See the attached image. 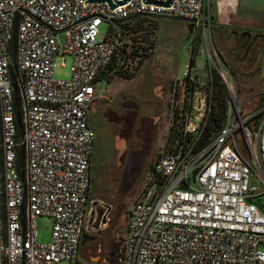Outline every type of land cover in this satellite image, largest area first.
Returning <instances> with one entry per match:
<instances>
[{
	"label": "built area",
	"instance_id": "2783aa9c",
	"mask_svg": "<svg viewBox=\"0 0 264 264\" xmlns=\"http://www.w3.org/2000/svg\"><path fill=\"white\" fill-rule=\"evenodd\" d=\"M146 14L188 19L206 59L189 61L170 84L168 129L177 136L128 210L119 264H264V101L246 114L254 96L237 101L228 64L207 43L210 0H0V264H96L81 257L80 239L94 142L88 112L114 50L99 27ZM65 54L70 75L57 79L55 58L63 66ZM214 75L227 107L203 140ZM40 216L51 220L48 243L36 241Z\"/></svg>",
	"mask_w": 264,
	"mask_h": 264
},
{
	"label": "rangeland",
	"instance_id": "374dc122",
	"mask_svg": "<svg viewBox=\"0 0 264 264\" xmlns=\"http://www.w3.org/2000/svg\"><path fill=\"white\" fill-rule=\"evenodd\" d=\"M255 6H263L264 0H248ZM211 3V0H210ZM212 6L210 4V14ZM212 16V14H211ZM148 19H129L119 21L117 25L116 39L122 58L118 60L112 71H107L104 79L96 82L98 98L91 104L88 114V125L94 132V142L91 159V184L90 197L104 198L113 204L114 210L110 218L115 220L117 213L120 215L118 226L121 228L119 236L110 241H103L99 252L94 258H85L89 261H99L100 264H119L122 250V237L125 232L126 218L132 203L142 196L143 190L150 184L151 165L136 166V172L126 174L128 149L126 158L123 159V150L126 148L122 139L127 138L130 123L122 128L121 137L116 132L115 125L106 121L103 112H112L117 107L118 99L125 93H136L134 103L139 108V113L148 114L153 119V140L158 150L165 141L168 129V108L170 84L174 79L182 76L184 67L188 64L192 46L197 51L195 62L200 67L204 66L206 59L205 42L202 33L195 35V28L188 21L170 17H154ZM211 28L206 32L209 46H213L223 62L228 64L229 70L235 78L238 88L237 101L242 102L249 95H253L250 101L245 103L243 112L249 113L264 101V73L253 74L247 83H241L238 72L245 65V72L264 67V40L260 41L261 50L255 60L244 55L245 50L234 46V39L239 35L237 31L229 30L230 25H218L211 17ZM109 22L103 21L99 27L100 35H105ZM213 28L215 31L213 32ZM60 39L62 35L60 34ZM150 42H155L153 51ZM152 52V53H151ZM119 53V54H121ZM55 58L53 76L57 79H68L70 75L71 57L64 55ZM128 76H127V75ZM129 74H132L129 76ZM126 75V76H125ZM162 85L165 88L161 92ZM144 89L143 93L139 91ZM151 122V121H150ZM150 122L145 121L141 127L140 140L149 136ZM248 126V125H247ZM249 127V126H248ZM241 136V130L239 131ZM122 138V139H121ZM238 138V135H237ZM241 149L247 154L246 147ZM141 151L133 152L137 157ZM129 154V155H128ZM155 158L151 161L153 164ZM251 185L260 186L256 180L250 181ZM264 205V197L261 199ZM51 220L46 216H40L35 223L36 241L48 243L50 240ZM84 258V257H83Z\"/></svg>",
	"mask_w": 264,
	"mask_h": 264
},
{
	"label": "flooded vegetation",
	"instance_id": "af4514ba",
	"mask_svg": "<svg viewBox=\"0 0 264 264\" xmlns=\"http://www.w3.org/2000/svg\"><path fill=\"white\" fill-rule=\"evenodd\" d=\"M264 40L262 36L257 34H249L247 37H243V34L238 35L233 43L238 49L245 50L244 55L250 58L251 60H255L256 55L261 50L260 41ZM245 65H243L242 69L238 72V79L243 80L244 83H247L252 78V73L254 74H262L264 73V67H258L255 70L245 72ZM161 92L165 88L162 85ZM144 89L142 88L139 93H143ZM136 93H125L121 95L118 99L117 107L112 112L105 111L103 112L104 119L108 122H111L115 125L116 132L121 137L123 126L127 123H130L129 131L126 139H122L125 147L129 146L130 143L133 142V145L128 149L129 156H127V162L131 163L134 167L145 165H152L151 161L160 153L155 142L153 140V130H154V121L153 119L148 118V114L139 113L138 106L134 103ZM148 120L150 122V131L149 136L144 137L143 141L140 140L141 132L140 129ZM141 151V156L137 157L133 154L135 151ZM127 147L123 150V159L126 158ZM93 199L90 197V192L86 201V212L88 209L89 200ZM97 203L94 207V215L91 223L88 225V232L85 233V243L80 245V255L83 259L94 258L99 252V247L101 242L110 241L119 236V232L121 228L118 226L120 221V214L117 213V217L115 220H112L110 216L114 210V206L109 201L104 200V198L96 197ZM126 222V221H125ZM85 225V224H84ZM85 227V226H84ZM84 227L83 232L84 233ZM81 234V236H82ZM81 241V239H80ZM95 254V255H94ZM85 259V260H86Z\"/></svg>",
	"mask_w": 264,
	"mask_h": 264
},
{
	"label": "trees",
	"instance_id": "16d2710c",
	"mask_svg": "<svg viewBox=\"0 0 264 264\" xmlns=\"http://www.w3.org/2000/svg\"><path fill=\"white\" fill-rule=\"evenodd\" d=\"M148 19L153 21L152 16H148V15H139V16H135V17H131L125 20H129V19ZM119 22H109V26L108 29L105 32V36L106 38H108L111 42L114 43V50L113 53L110 57V60L108 61V63L103 66L97 73L94 81L97 82L99 80L104 79L105 81L107 80L106 77V73L107 71H112L117 63L118 60L120 58H122V51L120 50V48H118L117 45V39H116V32L115 29L117 27V25ZM155 42H150V46L151 49L153 51ZM197 51L195 50V46L191 49V56L189 61H192L193 59H195V53ZM121 53V54H119ZM152 53V52H151ZM127 75V74H126ZM125 75V76H126ZM132 74H129V76ZM128 76V75H127ZM211 107H210V111H209V117H208V122L205 126L204 129V133H203V140H205L209 135L213 134L214 132H216L223 124L224 121V117H225V112H226V107H227V90L225 89V86L220 82V79L218 76L214 75L213 77V87H212V94H211ZM255 122L256 119H252L247 125L250 128H255ZM177 134H176V130L175 127L170 126L168 129V132L166 134V139L163 143V146L161 147V149H169L170 148V143L174 140V138H176ZM152 168V165H151ZM145 190V189H144ZM143 190V192H144ZM2 208V205L0 204V209ZM0 218H1V213H0Z\"/></svg>",
	"mask_w": 264,
	"mask_h": 264
},
{
	"label": "crops",
	"instance_id": "0c3cea01",
	"mask_svg": "<svg viewBox=\"0 0 264 264\" xmlns=\"http://www.w3.org/2000/svg\"><path fill=\"white\" fill-rule=\"evenodd\" d=\"M212 18L218 25H230L229 30L247 37L257 34L264 38V7L252 5L248 0H211ZM213 32L215 28L212 29ZM172 81V80H170ZM98 98H95V100ZM94 100V101H95ZM93 101V102H94ZM92 102V103H93ZM91 105L89 108L90 113Z\"/></svg>",
	"mask_w": 264,
	"mask_h": 264
},
{
	"label": "water",
	"instance_id": "95a60500",
	"mask_svg": "<svg viewBox=\"0 0 264 264\" xmlns=\"http://www.w3.org/2000/svg\"><path fill=\"white\" fill-rule=\"evenodd\" d=\"M148 16H152V17H170V18H174V19H180V20H184V21H188L190 24L191 22L186 19V18H180V17H173V16H166V15H157V14H146ZM137 15H133L131 17H135ZM130 17V18H131ZM119 21H122V20H112V22L116 23V22H119ZM12 55H14V39H12ZM241 83H244L243 80H240ZM134 172H136V167H134L131 163L127 164L126 166V174L127 175H131L133 174ZM97 203V200L96 199H91L89 200L88 202V209H87V212H86V217H85V227H84V233L82 234L81 236V241H80V245L82 246L84 243H85V233L88 232V225L91 223L92 221V218H93V215H94V207ZM93 261V260H92ZM96 262V264H100L99 261H94Z\"/></svg>",
	"mask_w": 264,
	"mask_h": 264
}]
</instances>
